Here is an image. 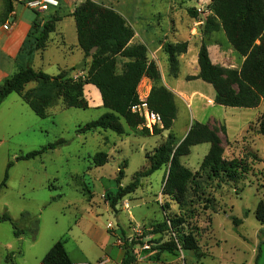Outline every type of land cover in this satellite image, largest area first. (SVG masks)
Wrapping results in <instances>:
<instances>
[{
	"label": "rangeland",
	"instance_id": "rangeland-1",
	"mask_svg": "<svg viewBox=\"0 0 264 264\" xmlns=\"http://www.w3.org/2000/svg\"><path fill=\"white\" fill-rule=\"evenodd\" d=\"M84 1L63 0L59 11L64 17L65 38L56 31L51 35L47 49L36 54V70L56 76L59 71L72 69L60 68L77 62L73 67L76 70L72 72L74 78L82 79L87 73L91 58H85L78 47L72 17ZM93 1L124 17L134 31V42L147 46L149 60L158 62L161 78L164 76L169 85L182 71L177 81L181 90L190 96L185 103L170 90L175 95L177 118L170 131L150 137L132 132L124 122L126 133L123 135L109 130L78 134L80 126L107 113L99 91L92 85L85 86L89 102L87 110L67 108L55 91H48L52 103L46 118L36 116L27 104L29 115H24L20 123L17 119L18 122L10 121L11 118L4 113L0 115V172L6 159L15 165L10 170L7 187L0 191V214L7 211L18 228L25 231L16 238L11 224L3 223L6 230L2 233L4 244L0 245V264H41L52 246L62 239H68L65 247L75 263L96 264L100 258L109 255L110 264H117L118 248L124 252L125 239L121 230L125 231L129 243L138 242L133 249L136 264H256L259 253L257 264H264V227L255 217L259 202L264 201V137L257 132L264 105L257 109L212 105L206 96L211 97L214 88L202 80L188 81L197 74L195 65L189 64L190 56L186 77L180 61L175 77L164 50L167 44L188 42L193 53L204 42L214 64L230 69L241 68L244 58L234 51L224 32L203 33L206 18L212 13L211 0ZM17 9L21 15L25 8L20 5ZM25 10L29 17H37L32 10ZM192 10L198 13L197 18L192 16ZM48 14L40 15L47 21ZM123 62L119 59V74ZM81 64L85 65L77 69ZM161 83L163 85L162 79ZM153 85L151 80L143 79L138 89L140 98H146ZM37 89L38 85L31 83L26 92L38 96ZM19 97L12 95L13 100ZM195 119L209 121V127L222 136L226 160L247 159L251 171L237 183L210 181L200 171L208 144L193 147L191 154L181 162L197 174L196 183L200 187L197 194L190 196L193 204L184 211L188 217L184 230L197 237L200 249L198 252L179 249L174 254L159 252L154 249L156 244L168 241L170 234L143 239L141 230L143 226L166 220L163 204H170L168 214H180L179 207L162 195L170 166L141 178L140 187L119 202L116 212L110 207L108 198L118 190L117 177L124 163L127 166L123 167L125 177L121 185L126 187L149 168L148 156L151 157L167 140L169 133L181 141ZM145 127L150 131L154 129L147 122ZM223 128L230 141L223 136L226 134L222 132ZM60 140L65 144L49 150L41 158L17 161L23 154ZM100 152L108 154V163L95 167L93 157ZM246 213L248 217H245ZM233 218L242 220V224L235 226ZM37 223L39 230L34 236Z\"/></svg>",
	"mask_w": 264,
	"mask_h": 264
},
{
	"label": "trees",
	"instance_id": "trees-1",
	"mask_svg": "<svg viewBox=\"0 0 264 264\" xmlns=\"http://www.w3.org/2000/svg\"><path fill=\"white\" fill-rule=\"evenodd\" d=\"M211 14L206 18L203 33L212 34L224 32L229 44L244 58L241 68H224L213 63L207 43L202 42L198 53L199 74L190 77L188 81L202 80L211 85L215 91L216 105L235 109H257L264 105V0H211ZM60 8L51 11L47 21L39 13L32 21L31 30L20 50L17 60L18 70L0 85V105L11 95L17 94L25 104L39 118L48 116V108L52 98L48 91H55L63 100L67 108L87 110L89 102L85 96V86L92 85L100 93L103 108L107 110L98 120L91 121L77 130L78 134L94 133L98 130H109L118 135L126 133L123 122L132 132L140 133L144 137L161 135L170 131L177 118L175 95L161 83V73L155 62L149 60L148 48L144 44H131L135 34L126 23L124 17L115 10L102 6L93 0H85L73 12L75 20L78 46L85 58H91L87 73L82 79H75L72 72L61 71L51 76L34 68L35 56L44 52L55 33L57 24L64 17L60 15ZM13 11L10 2L7 13ZM193 17L198 13L191 11ZM96 52L92 54V51ZM189 43L167 44L164 47L168 55L171 70L175 77L179 71V57L188 52ZM119 59L124 60L122 72L117 73ZM153 82V87L147 98L149 109L162 118V127H154L152 131L145 127V119L132 111V107L140 103L138 93L143 79ZM38 85L39 95L26 92L27 85ZM223 133L226 129L223 128ZM258 134L264 137V110L258 119ZM65 142L60 140L49 146L42 147L17 158V161H30L41 158L49 150H54ZM208 144L210 146L204 157L200 171L206 174L208 180L219 183H237L246 178L251 171L247 159L224 158L225 150L218 133L208 125L195 122L187 136L177 141L173 133H169L167 140L162 143L150 157L149 168L136 176L132 183L123 187L121 181L125 177L124 168H120L117 177L118 190L109 195L110 207L114 212L119 202L134 193L141 185V178L149 177L162 167L169 165V173L162 190V195L174 202L180 214L167 213L170 204H163L166 220L143 226L141 237L170 234L166 242L156 244L155 250L174 254L179 249L198 252L199 240L191 232L184 230L188 217L184 212L193 200L192 193L197 194L199 184L197 174L186 168L181 160L191 154L193 147ZM256 158V155H254ZM95 167H103L108 163L106 152L97 153L93 157ZM13 162H9L4 179L0 184V191L7 186ZM53 201V199H52ZM26 214H23L25 216ZM248 217V213L245 214ZM255 217L264 227V201H260ZM0 223H10L16 238H20L25 231L18 228L17 222L8 213L0 214ZM235 226L242 224V220L233 218ZM37 223L34 236L37 235ZM125 239L124 256L121 264H135L137 257L133 251L138 242H128L126 233L121 230ZM68 239L56 242L46 254L41 264H74L70 258L66 243ZM260 250V246H259ZM260 253L257 256L256 264Z\"/></svg>",
	"mask_w": 264,
	"mask_h": 264
},
{
	"label": "crops",
	"instance_id": "crops-1",
	"mask_svg": "<svg viewBox=\"0 0 264 264\" xmlns=\"http://www.w3.org/2000/svg\"><path fill=\"white\" fill-rule=\"evenodd\" d=\"M60 3H61V7H62L63 0H60ZM9 4H10L9 0H0V85L6 79L10 78L13 74H15L17 72V70H18L17 60H18V57H19L20 50H21V48H22V46H23V44H24V42H25V40L27 38L28 33L31 30L32 21L35 19L32 16L29 17L26 14V10L25 9L21 11V15H20L19 11L17 9L19 6H15L14 7L13 5H12V7H13V10L15 11V13H16V16L12 17L10 14L7 13V9L9 7ZM56 10L57 9H53V12L56 11ZM63 20L60 23H58L56 33L57 34L58 33L63 34L64 38H65V33L63 31V28H62ZM8 21H11L13 25H12L11 29L5 30L3 26ZM74 31H75V34L77 35L76 26H75ZM51 39H52V36H51ZM134 40H135V38L133 39L131 44H139L138 42H134ZM141 44H143V43H141ZM198 53H199V48H198V50L196 49L192 53L191 52V46L189 45V49H188L187 54L182 55L179 58L181 67L184 69V77H186V75H187L185 69H186V65L188 63V60H187L188 56H190L189 64L190 65L194 64L195 67H196V72H197V74L192 76V77H196L199 74ZM35 59H36V56H35ZM153 62H155L156 65L159 66L158 62H156V61H153ZM34 64H35V60H34ZM76 64H77V62L71 63L69 66L64 67V68H60V69L61 70L70 69V68H73ZM59 73H60V71H59ZM181 76H182V71L179 73V77L178 78H174L173 79L174 82L171 85H169L166 82L165 77L162 76V82H163V85L167 89L171 90L172 92H174L176 95L179 96L178 97L179 100L184 101L186 103L187 99L189 98L190 95L188 93H186V92H183L181 90V88L179 87V82L177 80H179V78ZM194 93H197V92H194ZM149 94H150V91L147 94L146 98H148ZM199 95L202 96L203 94L200 93ZM210 96L211 97H208V96H206V97L209 98L211 104L213 105V104H215L214 103L215 93L213 95H210ZM26 107H27V105L24 103V101L20 97L15 99V100H13L12 95H11L0 105V115H2L4 113L5 115H7L8 117L11 118L10 121L13 119L14 122H15V120L17 119L19 121V123H20L21 118L24 115H26V116L29 115V112H28ZM17 120H16V122H18ZM195 120H196V122L204 123V124H206L208 126H211L209 121H206V122L202 121L203 119L201 121H199V119H195ZM10 121H8V124L10 123ZM188 128L189 127H187V129ZM6 129H8V127ZM187 134H188V132L186 133L185 136L182 137L181 140H183L187 136ZM223 136L227 140L230 141V139L227 137V133L225 135H223ZM220 138H221L222 141H224L222 136H220ZM201 146H203V145H201ZM209 148H210L209 145H207V148H206L207 151L205 150L206 151V153H205L206 155H207V153L209 151ZM8 163H9V159H6V160H4V162L2 164L3 168H2V171L0 172V184L2 183V181L4 179V175H5V171H6ZM13 167H15V165H13ZM4 213H7V211H4ZM4 213H2V214H4ZM24 214H26V213L24 212ZM4 225L5 224L0 223V245L4 244L3 237H2V233L4 232V230H6V228H4L5 227ZM118 251H119V256L120 257H119V260H118L117 264H121L123 256H124V252L122 251L121 248H118ZM111 262H112V259L109 257V255H106L105 257L100 258L96 262V264H110ZM11 264H13V263H11ZM74 264H86V263L85 262H81V263H75L74 262Z\"/></svg>",
	"mask_w": 264,
	"mask_h": 264
},
{
	"label": "built area",
	"instance_id": "built-area-1",
	"mask_svg": "<svg viewBox=\"0 0 264 264\" xmlns=\"http://www.w3.org/2000/svg\"><path fill=\"white\" fill-rule=\"evenodd\" d=\"M15 6H22L25 9L32 10L35 13L43 14L50 13L53 9H58L61 6L60 0H9ZM10 15L16 16L13 10ZM12 22L8 21L3 27L5 30L11 29ZM134 113L139 114L147 123H151L153 127H162V118L159 114L152 112L149 109L147 98H140V103L132 107Z\"/></svg>",
	"mask_w": 264,
	"mask_h": 264
},
{
	"label": "water",
	"instance_id": "water-1",
	"mask_svg": "<svg viewBox=\"0 0 264 264\" xmlns=\"http://www.w3.org/2000/svg\"><path fill=\"white\" fill-rule=\"evenodd\" d=\"M96 52V49H94L93 51H92V54H94ZM85 64H81V65H79V66H77V69H79L80 67H82V66H84Z\"/></svg>",
	"mask_w": 264,
	"mask_h": 264
}]
</instances>
